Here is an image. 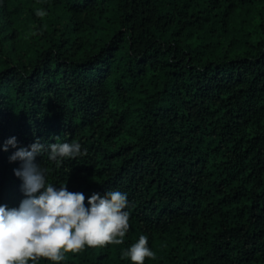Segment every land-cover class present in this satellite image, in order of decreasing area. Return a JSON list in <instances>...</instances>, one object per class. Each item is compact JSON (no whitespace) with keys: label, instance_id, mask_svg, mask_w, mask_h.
Segmentation results:
<instances>
[{"label":"trees","instance_id":"trees-1","mask_svg":"<svg viewBox=\"0 0 264 264\" xmlns=\"http://www.w3.org/2000/svg\"><path fill=\"white\" fill-rule=\"evenodd\" d=\"M37 139L87 150L34 163L86 206L126 193L129 229L28 264H134L142 235L144 264H264V0H0L8 209L28 198L9 157Z\"/></svg>","mask_w":264,"mask_h":264},{"label":"clouds","instance_id":"clouds-1","mask_svg":"<svg viewBox=\"0 0 264 264\" xmlns=\"http://www.w3.org/2000/svg\"><path fill=\"white\" fill-rule=\"evenodd\" d=\"M44 16L43 11H37ZM17 147L15 137L6 141ZM79 143H51L47 146L39 139L28 148L20 147L10 157V162L21 161L14 174L23 180L22 190L28 197L18 209L0 205V264H28L40 258L62 261L64 253L78 252L85 245L103 247L121 244L129 229L127 194L118 190L104 196L94 193L87 200L83 193L70 192L62 185L57 189L46 182L45 170L34 163L44 152L58 166L66 158L82 154ZM39 193V195H36ZM120 237L121 239H117ZM146 236H140L123 256L134 264H144L145 258H154Z\"/></svg>","mask_w":264,"mask_h":264}]
</instances>
